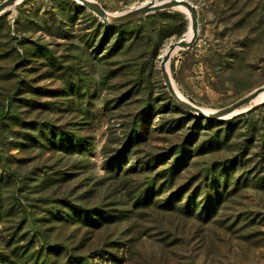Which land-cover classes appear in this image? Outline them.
Here are the masks:
<instances>
[{
  "label": "rangeland",
  "instance_id": "rangeland-1",
  "mask_svg": "<svg viewBox=\"0 0 264 264\" xmlns=\"http://www.w3.org/2000/svg\"><path fill=\"white\" fill-rule=\"evenodd\" d=\"M189 1L197 38L168 70L219 109L264 84V0ZM131 22L114 32L76 0L0 14V264H264V103L235 123L182 107L160 61L188 16Z\"/></svg>",
  "mask_w": 264,
  "mask_h": 264
},
{
  "label": "water",
  "instance_id": "water-1",
  "mask_svg": "<svg viewBox=\"0 0 264 264\" xmlns=\"http://www.w3.org/2000/svg\"><path fill=\"white\" fill-rule=\"evenodd\" d=\"M16 0H2L0 2V14L3 13L9 6H11ZM78 3L84 5L89 10L94 12L97 16L101 18V20L107 25H120L124 23L131 22L143 15L150 14L152 12H157L161 10H167L172 8H180L184 9L186 15L189 18V24L191 23L192 35L189 39L185 37L179 38L176 41L170 42L167 47L165 53L161 57L160 61V70L162 73L163 81L166 85L168 92L171 96L184 108L190 110L201 118H209V119H228L233 118L237 115H240L246 111L239 112V108L243 105L249 103L255 97H257L263 90L264 84L253 89L246 95L242 96L238 100L233 103L219 108V109H211L209 111L204 110V108L195 105L189 102L187 99H182L176 89L171 79V75L167 68V64L169 62L171 54L175 50H179L182 48H188L194 44L198 34V16L196 11V6L189 0H148L143 3H140L134 7H131L124 11L119 12H110L107 11L99 4L96 0H76ZM189 13V15H188ZM264 103V102H263Z\"/></svg>",
  "mask_w": 264,
  "mask_h": 264
},
{
  "label": "trees",
  "instance_id": "trees-1",
  "mask_svg": "<svg viewBox=\"0 0 264 264\" xmlns=\"http://www.w3.org/2000/svg\"><path fill=\"white\" fill-rule=\"evenodd\" d=\"M134 26H136V22L135 23L134 22H128L126 25L107 26V28L111 29L114 32H117V31H122L123 28H125L127 30H132L131 28H134ZM133 30H136L137 31V29H133ZM147 32H149V29H145L143 27L142 30H140V33H141L140 36H142L144 33H147ZM136 35L139 36V32ZM117 46H118L117 44H114L112 47H110V51H114ZM244 116H245V113H242V114L237 115V116H235L233 118H230L227 122H229V123H231V122L233 123L234 122L235 123V121H237L239 118H242ZM65 139H66V137L60 136L59 142H63V140H65ZM215 144L216 145H219L220 144L219 137H216L215 138ZM214 172H216V171L214 170L213 167H205L204 170H203V174L201 176H203V178H208L209 179L208 181H210V183L212 182L210 184L211 185V188L215 189V191H216L215 184L218 182L217 180L219 178L222 177L223 183H226V177H227L226 172L227 171L226 170L217 171V172H220L219 174H214ZM203 203L205 205L204 208L205 207L207 208V207L210 206V200L208 198H206V200H204ZM189 207H190V201L187 202V203H185V209H187ZM202 212L208 213L210 211H201L200 213H202ZM183 213L189 215V214H192V211H183ZM87 221L88 220H84V222H87Z\"/></svg>",
  "mask_w": 264,
  "mask_h": 264
},
{
  "label": "bare ground",
  "instance_id": "bare-ground-1",
  "mask_svg": "<svg viewBox=\"0 0 264 264\" xmlns=\"http://www.w3.org/2000/svg\"><path fill=\"white\" fill-rule=\"evenodd\" d=\"M22 0H16L11 6H9L5 11H8V10H10L11 8H13L14 6H16L18 3H20ZM95 1V0H94ZM182 10L183 11H185L183 8H182ZM4 11V12H5ZM188 15H189V13H188ZM191 35H192V29H191V23H190V26H189V29H188V31H187V34H186V36H185V38L186 39H189L190 37H191ZM177 50H175L172 54H174L175 52H176ZM165 53V52H164ZM171 54V55H172ZM167 68H168V64H167ZM171 79H172V77H171ZM172 82H173V80H172ZM173 84H174V82H173ZM174 87H175V89H176V92L178 93V95L182 98V99H184V100H186V98H184L183 97V95H182V93L179 91V89L176 87V85L174 84ZM264 102V90L257 96V97H255L253 100H251L249 103H247V104H245V105H243L241 108H239V112H244V111H248V110H250V109H252L253 107H255V106H257V105H259V104H262ZM204 108V110H206V111H209V110H211V108H207V107H203Z\"/></svg>",
  "mask_w": 264,
  "mask_h": 264
}]
</instances>
